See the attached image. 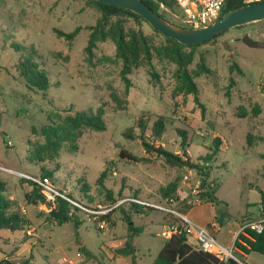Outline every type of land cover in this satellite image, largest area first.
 Returning <instances> with one entry per match:
<instances>
[{"label": "rangeland", "instance_id": "374dc122", "mask_svg": "<svg viewBox=\"0 0 264 264\" xmlns=\"http://www.w3.org/2000/svg\"><path fill=\"white\" fill-rule=\"evenodd\" d=\"M159 10L179 25L174 11L163 4ZM100 15L89 0H0V179L5 182L4 194L16 199L29 218L22 230L0 229V259L7 256L19 262L31 256V264H130L129 255H117L129 233L123 220L127 213L133 225L143 227L131 237L138 264H153L169 226L179 221L165 208L208 227L221 245L230 248L240 226L264 217L260 203L264 195V20L230 28L194 48L188 69L198 87L197 102L181 91L176 63L155 49L150 63L143 60L132 68L127 91L111 39L98 41L88 58L90 27ZM124 19L126 27L137 28L132 19ZM76 26L81 30L71 41L54 32V28L71 31ZM141 29L155 48L164 44L163 35L148 22H142ZM246 33L258 42L256 47L238 40ZM23 59L47 73L48 89H37L30 75L20 73ZM201 62L208 71L200 69ZM112 92L122 99L120 104L113 101ZM100 104L105 108L104 130L84 128L71 144H62L55 159H30L32 146L43 142L40 128L50 119L96 110ZM158 115L165 116L166 126L156 140L149 127ZM139 119L154 145L178 154L186 151L193 161L209 167L206 182L218 202L201 198L199 172L169 166L145 151ZM130 127L134 137L126 138L123 132ZM216 138L219 149L206 163L200 158L213 151ZM184 140L188 145L182 144ZM121 149L139 160L121 158ZM42 166L55 169L47 199L61 190L73 194L75 205H85L77 212L82 221L77 228L72 222L49 221L45 202L26 205L28 187L22 179L39 176ZM104 169L103 182L116 198L113 204L97 184ZM173 180L177 188L168 202L161 198L160 188ZM84 185L89 186L87 192ZM135 197L153 208L136 212L131 204ZM100 215H108L109 221ZM219 217L223 224L218 230L203 223L219 224ZM187 238L195 243L191 234ZM81 246L90 256L80 251ZM234 254L242 260L237 250ZM250 254L249 264H264L260 254Z\"/></svg>", "mask_w": 264, "mask_h": 264}, {"label": "trees", "instance_id": "16d2710c", "mask_svg": "<svg viewBox=\"0 0 264 264\" xmlns=\"http://www.w3.org/2000/svg\"><path fill=\"white\" fill-rule=\"evenodd\" d=\"M100 11V17L96 23L90 27V33L85 51L88 58L92 56L93 49L98 41H104L111 39L116 48L115 58L121 61L122 67L120 71L121 78L127 91L131 85L128 75L134 66L140 65L143 60L150 63L152 58V50L155 49L158 55L165 57L177 65V79L181 91L192 94L197 101L198 87L193 79L191 72L188 69L189 63L192 61L194 48L207 43L217 36L223 34L226 31L212 37L209 40H205L199 43L187 44L181 43L174 38L164 36V44L161 47L155 48L149 35L143 33L141 29L142 22H147L137 13L130 11L129 9L110 5L99 2L97 0H89ZM154 11L158 12L162 17L166 16L159 10L160 4H163L165 8L171 9L176 14L179 13L175 0H142ZM264 1V0H260ZM255 2V1H253ZM247 4L244 0H226L223 9L219 16L224 12ZM124 18L132 19L137 28H130L124 25ZM114 19V20H113ZM181 26H187L180 20L177 22ZM81 30V26H76L71 31H63L58 28H54V32L58 37H62L67 41L73 40L77 33ZM155 32L160 33L155 30ZM16 48L18 46H15ZM200 69L208 71V68L201 62ZM20 73L23 75H30L32 77L33 86L40 90H46L49 87V81L47 73L43 69H37L32 66V63L27 59L19 62ZM30 73V74H28ZM232 82L229 86H232ZM228 95L229 92L226 91ZM111 97L114 102L120 104L122 99L115 93H111ZM198 102V101H197ZM202 106V105H201ZM244 111L241 116H244ZM105 108L103 104H100L96 110L89 111H76L73 114H66L64 116L56 115V118L50 119L49 123L40 128V135L43 137V142L35 143L30 149V159L36 162H43L52 160L57 157L59 150L64 143H70L74 141L84 128H91L93 130H104L106 126L105 122ZM140 119L137 122V126L141 128L139 137L141 143L146 152L155 154L163 159V161L169 166L176 168H188L194 169L201 174L200 186L204 190L201 193V198L209 202H218V198L215 195V190L210 189V184L206 182L209 177V171L206 165L193 161L183 151L182 154L174 153L173 151L165 148L163 145H154L150 138L145 135L146 125L142 124ZM165 116L158 115L153 120L149 127L150 134L153 139H161L163 132L165 131ZM123 136L126 138L134 137V127L128 128L123 132ZM184 146L188 145L187 142L182 141ZM219 139L216 138L213 141L214 149L210 154L200 158L206 163L211 160L212 155H215L219 149ZM74 147V145H72ZM121 158L128 159L130 161H137L139 157L129 153L125 149H121L119 152ZM55 169H49L44 166L41 167L39 176L32 175L30 178H23L22 180L27 183L28 189L25 191L24 199L27 206H37L41 203V200L45 204L49 205L47 212L49 221L61 225L66 222H72L75 228L82 222L77 212L81 207H85L83 203L77 202L75 205L73 201H76L72 193H65L61 190L59 192H52L53 199H47V195L44 193V187L38 183L35 179L47 178L51 180L53 178ZM106 177V169L102 170L97 184L104 189L105 198L109 204L116 202V198L113 192L108 189L103 180ZM87 192L89 186L84 185ZM177 182L175 180L170 181L168 184L160 188L161 198L170 202L174 198L176 192ZM5 182L0 179V229H8L11 231L22 230L24 225L29 223V218L26 212L21 207L20 203L16 199H11L4 194ZM90 198V197H89ZM261 210L264 215V195L261 198ZM131 204L136 208V212L143 213V208L152 209L153 206L145 205L140 202L138 197H135V201H131ZM101 220L109 221L108 215H100ZM123 220L127 223L129 233L124 242V245L117 249V255L130 256V264H138L136 248L133 246L131 237L143 231V227L135 226L131 223V217L125 213L123 214ZM219 225H222V217H219ZM248 233L238 232L234 240V245L237 249H240L246 253L251 251L258 252L264 255V221L263 229L257 233L250 229H247ZM189 234L184 226L177 222V230L170 232L165 239L163 246L161 247L158 255L153 260V264H239L233 259L222 261L218 259L214 254L204 251L199 248L195 243L189 242L187 238ZM78 241V238H76ZM80 251L86 256H90L89 251L84 247H80ZM31 256L23 258L19 262H15L9 257L5 256L0 259V264H31ZM103 264V263H101Z\"/></svg>", "mask_w": 264, "mask_h": 264}, {"label": "water", "instance_id": "95a60500", "mask_svg": "<svg viewBox=\"0 0 264 264\" xmlns=\"http://www.w3.org/2000/svg\"><path fill=\"white\" fill-rule=\"evenodd\" d=\"M97 1L129 9L140 15L153 29L159 31L162 35L187 44L209 40L230 28L264 20V1L250 2L232 8L224 12L212 23L200 27H188L171 23L142 0ZM238 40L250 47H256L258 45V42L254 41L247 33L239 37ZM41 203H44V201L41 200ZM46 206L49 207V205Z\"/></svg>", "mask_w": 264, "mask_h": 264}, {"label": "built area", "instance_id": "2783aa9c", "mask_svg": "<svg viewBox=\"0 0 264 264\" xmlns=\"http://www.w3.org/2000/svg\"><path fill=\"white\" fill-rule=\"evenodd\" d=\"M247 3L257 2L260 0H244ZM177 8L179 10L178 14H174L182 23L186 24L188 27H200L212 23L217 19L223 9L226 0H175ZM38 183L43 185L44 193L50 190L49 180L35 179ZM46 194V193H45ZM52 194V192H51ZM53 196V195H52ZM157 206V205H155ZM162 207V206H157ZM163 208V207H162ZM169 212H173L178 216L179 223L182 224L185 230L194 237L195 244L204 251L214 254L218 259L222 261H227L228 259H233L239 264H247L244 261L237 258L234 254L235 250H238L234 245L231 244L230 248L221 245L213 234L210 232L208 227L195 223L191 221L185 214L176 212L174 210L165 208ZM264 217L254 220H249L244 225L240 226L239 232L247 234L248 230L255 231L257 233L261 232L263 229ZM212 226L217 229L219 224H213ZM168 232H174L177 230V224H172L168 228Z\"/></svg>", "mask_w": 264, "mask_h": 264}, {"label": "crops", "instance_id": "0c3cea01", "mask_svg": "<svg viewBox=\"0 0 264 264\" xmlns=\"http://www.w3.org/2000/svg\"><path fill=\"white\" fill-rule=\"evenodd\" d=\"M204 224H209L210 223V225L212 226L214 223L215 224H218V222H215V221H212V220H205L204 222H203ZM222 224H223V222H222ZM219 228H221V225H219V227H218V229ZM217 229V230H218ZM216 230V231H217ZM238 232H239V229L237 230V232L234 234L235 236V238H236V235L238 234ZM235 238H234V240H235ZM234 240H233V242H234ZM232 242V243H233ZM238 252H239V254H241V256H242V261H244L245 263H247V264H249V259H251V254H250V252L249 253H246V252H244V251H242V250H240V249H238L237 250ZM258 253V252H257ZM258 254H260V253H258ZM262 256H264L263 254H260L259 256H258V258L262 261V262H264V257H262ZM251 263V262H250Z\"/></svg>", "mask_w": 264, "mask_h": 264}]
</instances>
